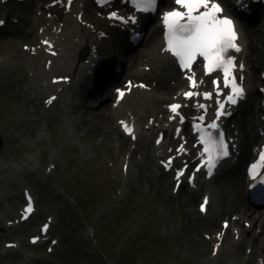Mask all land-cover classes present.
<instances>
[{"label":"rangeland","instance_id":"374dc122","mask_svg":"<svg viewBox=\"0 0 264 264\" xmlns=\"http://www.w3.org/2000/svg\"><path fill=\"white\" fill-rule=\"evenodd\" d=\"M31 12H33V8H31ZM15 27H17L15 32H13V29L7 28L9 30L7 35L2 38L5 46H13L12 42L5 43V38L7 37H11L12 41L21 39L24 33V26L22 25L19 28V24H16ZM258 36L259 39L255 40L257 48L251 50L253 60L256 58L257 50L259 51L258 56H261L262 59L264 58V32L262 33L261 31ZM17 77L21 80L23 74L18 73ZM171 79V77L168 78V80ZM6 88L12 90L14 86L6 85ZM83 103L85 105L78 106L73 112V120L68 122V128L70 129L68 133L71 134L69 145H72L73 152L66 154L74 158L72 161L73 168L80 161H85V164L79 168L78 172L70 174L69 171L64 170L61 160L59 161V169H57L55 163L56 174L51 175L47 179L41 176L37 180L42 187V193L38 197V213L40 217L48 213L51 207L60 199L54 194L53 190L63 191L64 188L68 189V193L65 194L66 199H63L65 201L64 207L57 205L55 212L58 215V219L51 229L54 234L61 236L59 245L55 247L61 264H135L138 258H144V264H163L164 262L169 264L171 259H175L171 264H243L245 256L249 253V251L245 252L244 255L242 253V249L244 252L246 244H252L249 250H252V248L258 249L257 240L261 237L264 239V233L259 232L262 234L260 237L259 233L254 232L255 225H253L247 231V234L254 233L257 235H250L248 240L245 241L246 244L243 242L242 248L234 249L232 236L230 235L229 237L227 235L223 241L221 252L216 257L209 258L208 253H210L212 242L211 240L207 241L203 233H210L215 229L222 216L216 219V225H212V228H207L200 224L198 212L194 205L195 196L191 200L185 196L181 199L179 195L182 194L174 196L171 193L169 177L164 173L153 170L152 164L154 163L152 161L147 163V158L144 162L137 160L138 156H135L136 153H133L132 156L136 170L131 169V177L127 183H124L118 173L110 168L107 169L104 160H99L101 156L103 158L107 153L115 160L122 161L125 154L123 149L118 150L116 134L110 135L107 133L110 124L113 123V119L105 120L109 111L104 104L102 105L104 101H100L95 107L90 105L92 104L90 101H84ZM6 104L5 101L1 103L3 107ZM10 112V110L4 111V109H0V117L10 114ZM60 119L62 120V117ZM84 119H87L90 124L93 123L92 130L80 122ZM65 121L68 120L65 119ZM5 127L8 139L4 141V145L0 149V176L3 177L4 181V183L0 184V188L4 186L6 190L13 193L10 200L17 203L20 189L18 180L27 178L26 175H29L30 179L37 178V176L30 172H27L26 175L24 173H15L12 177L15 183L9 184L6 181L7 177L11 175L2 167V163L6 160L4 150L7 147L8 149L12 148L15 155H21L29 147L26 145L24 131L21 133L20 130L15 135L14 131L17 125L14 122ZM65 129L67 127H64L61 133H57V140L62 138ZM83 129L84 132H82ZM97 134L104 135L102 146L108 151L105 154L102 151H97L93 155L91 150L88 152L85 147H79L76 143L78 139L82 141L84 139H92ZM13 135L14 137H12ZM40 173L43 174L42 164ZM67 180L69 181L68 185L63 186L62 183ZM122 188L123 190L119 192ZM119 193H121L120 200L112 203V199ZM212 195L214 204L217 198L216 191H212ZM86 196L88 201L84 210L79 209L76 202L71 204L68 201V197L73 199L76 197L79 201L86 200ZM91 202L94 203L93 207L89 205ZM10 205L11 201L9 199L0 200V208L8 209ZM210 205L211 210L212 203ZM61 209L62 212L60 213ZM1 210L0 224L4 225V221L1 220L4 214ZM225 213H227L226 216L228 217L233 214H229L228 211ZM99 215L102 216V223L101 233L97 234V238H100L101 242L96 253L91 247L92 240L87 226L91 222L94 223L99 218ZM64 217H67L65 226H60V221ZM29 227L30 225L13 227L7 233H4V236L12 237L16 234L24 236L26 232L22 233V231ZM108 241L110 243L113 242L108 250L109 253L101 251L103 244L108 243ZM1 245L2 240L0 238V248ZM66 249L67 255L65 253ZM20 252L30 253L29 260L25 263L22 262L23 260L20 261ZM45 254L46 250L44 247H26V249L10 251L6 255L0 254V264H51ZM255 255L257 258L260 253L257 252ZM16 257L17 260L14 259Z\"/></svg>","mask_w":264,"mask_h":264},{"label":"snow or ice","instance_id":"6c2138e0","mask_svg":"<svg viewBox=\"0 0 264 264\" xmlns=\"http://www.w3.org/2000/svg\"><path fill=\"white\" fill-rule=\"evenodd\" d=\"M68 2L70 3L71 0ZM97 2L106 3L107 0H97ZM129 3L133 5L134 11L139 12H150L158 6V0H129ZM174 4L177 7L165 12L162 17L165 25V47L162 51L170 53L175 58L181 71L188 70L191 73L186 76L191 90L184 92L183 96L185 101H194L192 106L201 112L199 116L193 117V129L199 133L198 142L203 146L201 155L206 156L207 174L212 175L213 169L231 155V141L226 139L220 125L222 117L231 115L226 105H237L246 98V87L243 83L245 65L233 54L241 52L240 37L233 20L223 14L224 9L217 0H174ZM110 15L111 18L124 23L136 22L134 16L125 18L118 16L116 12ZM2 23L3 21H0V24ZM201 60L204 71L197 76L194 65L199 66ZM206 76L213 77L210 91L203 88ZM225 89L227 91H224ZM260 91L264 92V89ZM119 94L121 97L124 95L123 92ZM197 97L200 100H197ZM204 100H215L216 103L214 116L209 118L207 123L205 121L208 117L209 105L201 102ZM185 106L187 104L168 105L173 114L169 119H178L183 123L187 119L182 112ZM121 124L129 134L132 133V128L125 122L122 121ZM177 134H180L179 128ZM159 142L158 140L157 143ZM231 147L235 145L231 144ZM184 151H186L184 144L176 149L177 154ZM257 155V161L249 166V175L253 177L259 169L264 168V148ZM171 164L172 161L169 160L165 166L170 167ZM182 176H184V170H177L178 181ZM188 179L190 181L191 177ZM259 183L264 184V178H261ZM207 203L208 198L205 197L201 204V211L205 210ZM25 211L28 213L32 211L31 203ZM43 230H47L46 225Z\"/></svg>","mask_w":264,"mask_h":264},{"label":"bare ground","instance_id":"6f19581e","mask_svg":"<svg viewBox=\"0 0 264 264\" xmlns=\"http://www.w3.org/2000/svg\"><path fill=\"white\" fill-rule=\"evenodd\" d=\"M115 6H121L120 4H115ZM149 18V17H148ZM152 19V17H150ZM23 19L25 20L24 22H27L30 19V16L28 13H25L23 15ZM20 23H22V20H20ZM253 26H246L242 28V34H243V39H244V47L241 49L240 54L246 59L248 54H249V49H255L257 48L255 45V40L257 41L259 39V33L260 30H252ZM116 31H118V27L115 28ZM155 32V31H154ZM249 34H251L252 36H249ZM154 40H152L151 38L148 39V44L147 47H150V45L152 44ZM102 47H105L103 44H101ZM112 55V54H109ZM250 56V55H249ZM111 57V56H110ZM110 57H108L107 59H109ZM150 60H154V62L158 61V55L157 54H153L152 56L149 57ZM162 60V59H161ZM161 68V73L163 75V77L166 76H170L171 78H176L173 75L176 74V70H175V65L173 64L172 61L166 60L164 63H162V65L160 66ZM169 77L166 78V80H168ZM165 79H162V77L159 78L158 80V88L156 87V85H154L151 90L152 91H156L154 92V94L152 93V97L147 98V102L148 105L151 109V111H153V113H156V117L153 119V123L155 124V122L157 124H159L161 121H163L162 117H158L159 114H157V112H164V110L162 109V104L166 99H169V96L171 95V92H175V90L177 89L178 86H180V80H177L174 83H167ZM136 90L139 91L138 87H136ZM83 91V89L81 90V92ZM146 93L144 91L138 92L136 94V96H134L135 98V102H138L139 100V95H145ZM103 97H101L100 99H102ZM150 100V101H149ZM104 103H102L103 105ZM142 106H145L144 104L141 103ZM119 107H115V109L117 110ZM254 106L249 107L246 110L245 115L238 121V125L240 128V139H241V143L240 145L243 146V152L241 155H243L245 157V159H247L249 157V144H256V142L258 141L259 135L256 133L254 125H255V118H254ZM76 110V109H75ZM74 110V111H75ZM143 109L137 108L136 111L134 112V116L137 117V128L140 121V114L143 113ZM149 116V115H148ZM147 116V117H148ZM111 118V115L108 113L106 114L105 120L108 121V119ZM81 123H84L86 125V127L90 130L93 129V123L90 124V122H87V119H84L82 121H80ZM109 124V123H108ZM169 123H165L164 124V128L168 129L169 128ZM154 126H152L150 129H152ZM107 133L110 135H114L117 133L116 127L111 123ZM149 133H147L146 135H148ZM144 135V134H143ZM141 135V136H143ZM122 136V135H121ZM142 148L144 149V152H148L151 155H154V149L150 146V144L148 143L147 146L143 145ZM158 149V148H156ZM153 157V156H152ZM132 168V167H130ZM152 168H157L156 164H152ZM229 171H227L228 173ZM225 175V174H224ZM223 177V176H222ZM225 177V176H224ZM2 182L4 183V181L2 180ZM242 183L243 180L239 179V171L235 174V177L233 178L232 176H230V178H226V180H219L217 184H215L214 186V191H216V203L213 204V201L208 203V210L206 212L209 211V206L212 203V207L210 212L206 215V216H199L198 220L200 221V224L204 225L207 228H212V225L215 226L216 225V219H218V217L223 216L224 212L228 211V212H240L241 214H243V216L245 215H250L254 220H257V218H261V214L255 213L254 211H251L249 208H246L244 206V198L242 196ZM179 195V197L182 199V197H187L191 200L192 196L194 195V193H187L186 191L181 192ZM262 202V201H260ZM260 205V203H258ZM242 207V208H241ZM259 207V206H258ZM188 213V212H186ZM227 214V213H225ZM238 223V222H236ZM215 224V225H214ZM255 224V222H254ZM263 224V223H262ZM264 227H262V229L260 230V233L263 232ZM246 230V229H245ZM244 230V231H245ZM259 233V234H260ZM250 235H257L254 233L251 234H246L243 235L242 238L233 243V247L234 249L236 248H242V244L243 242H245L246 240H248V237ZM262 236V234H260V237ZM258 243V249L252 248V250H250L251 253L247 254L245 261L243 264H253V262L255 261V253L259 252L261 257L264 258V239L258 238L257 240ZM246 244V242H245ZM244 244V245H245ZM223 247L219 248V252L222 250ZM244 248V246H243ZM242 253L243 249H242Z\"/></svg>","mask_w":264,"mask_h":264}]
</instances>
